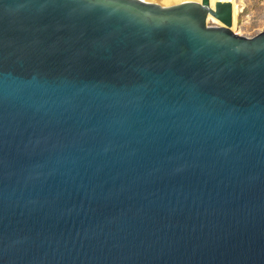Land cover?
<instances>
[{
    "label": "water",
    "instance_id": "water-1",
    "mask_svg": "<svg viewBox=\"0 0 264 264\" xmlns=\"http://www.w3.org/2000/svg\"><path fill=\"white\" fill-rule=\"evenodd\" d=\"M232 18L0 0V264H264V30Z\"/></svg>",
    "mask_w": 264,
    "mask_h": 264
},
{
    "label": "rangeland",
    "instance_id": "rangeland-1",
    "mask_svg": "<svg viewBox=\"0 0 264 264\" xmlns=\"http://www.w3.org/2000/svg\"><path fill=\"white\" fill-rule=\"evenodd\" d=\"M236 4V22L232 30L245 36H253L264 30V0H233ZM214 17L206 19L209 25H217Z\"/></svg>",
    "mask_w": 264,
    "mask_h": 264
},
{
    "label": "bare ground",
    "instance_id": "bare-ground-1",
    "mask_svg": "<svg viewBox=\"0 0 264 264\" xmlns=\"http://www.w3.org/2000/svg\"><path fill=\"white\" fill-rule=\"evenodd\" d=\"M147 1H156V2H159L161 4L167 5V4L179 2V1H182V0H147ZM214 1L215 0H210V3L213 4ZM229 1L232 4V16H233V18H232V25L231 26L234 27L235 22H236L237 8H236V4L233 2V0H229ZM209 17H211V16L208 15L207 18H209ZM213 20L216 22V24H218V25L221 24V22L218 19L213 18Z\"/></svg>",
    "mask_w": 264,
    "mask_h": 264
}]
</instances>
